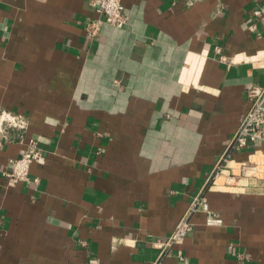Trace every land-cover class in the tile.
Wrapping results in <instances>:
<instances>
[{
    "label": "crops",
    "instance_id": "1",
    "mask_svg": "<svg viewBox=\"0 0 264 264\" xmlns=\"http://www.w3.org/2000/svg\"><path fill=\"white\" fill-rule=\"evenodd\" d=\"M90 1L0 0V109L44 150L8 184L25 145L0 148V264H151L197 194L223 224L195 213L165 263L264 264V144L210 180L264 84V0H121L95 37Z\"/></svg>",
    "mask_w": 264,
    "mask_h": 264
},
{
    "label": "built area",
    "instance_id": "2",
    "mask_svg": "<svg viewBox=\"0 0 264 264\" xmlns=\"http://www.w3.org/2000/svg\"><path fill=\"white\" fill-rule=\"evenodd\" d=\"M197 0H187L186 5L190 6ZM90 4L96 11L97 16L86 22V32L90 37H95L100 33L103 24H110L117 28H122L128 24V15L121 0H91ZM256 22L253 27H257V22L264 20V11L257 7L253 11ZM216 51H222L217 46ZM220 60L230 64L232 60L221 54ZM261 64L264 67V55L261 57ZM247 109L241 123L232 136L226 153L216 163L210 180L214 181L216 176L228 167L235 152L244 148H254L256 150L264 144V84H251L246 88ZM30 127L28 117L19 112L0 109V148L12 143L25 145L24 152L16 158H10V168L4 173L8 184L32 181L39 183V178L31 179L30 171L35 162L42 159L44 150L40 142L33 137H27ZM256 171V165L244 162L240 166V173L248 175ZM229 180V179H228ZM197 212L205 214L207 225H222L223 220L211 208L206 196L197 194L190 202L184 214L180 217L171 233L162 241L156 242L160 249L158 257L151 264H166L164 258L173 246H180L185 239L193 232L194 223L192 216ZM0 226L2 221L0 220ZM176 256L181 264H189L188 257L180 248Z\"/></svg>",
    "mask_w": 264,
    "mask_h": 264
}]
</instances>
